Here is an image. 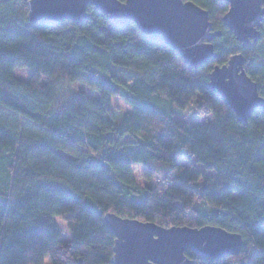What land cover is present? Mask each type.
<instances>
[{
  "label": "trees",
  "instance_id": "16d2710c",
  "mask_svg": "<svg viewBox=\"0 0 264 264\" xmlns=\"http://www.w3.org/2000/svg\"><path fill=\"white\" fill-rule=\"evenodd\" d=\"M27 1L0 0V264H111L108 213L240 235L235 257L185 252L195 264H264V110L238 123L208 87L215 66L242 54L264 98V22L242 49L221 20L227 4L184 0L221 33L215 60L188 69L134 24L114 26L93 7L82 24H32ZM18 68L30 69L28 80L14 76ZM74 83L94 95L65 97ZM195 101L208 119L184 121Z\"/></svg>",
  "mask_w": 264,
  "mask_h": 264
},
{
  "label": "water",
  "instance_id": "95a60500",
  "mask_svg": "<svg viewBox=\"0 0 264 264\" xmlns=\"http://www.w3.org/2000/svg\"><path fill=\"white\" fill-rule=\"evenodd\" d=\"M227 4L221 18L242 49H248L260 36L257 28L264 22V0H218ZM30 23L46 26L62 21L87 22L88 7L117 26L134 24L150 42L160 41L181 58L188 69L204 66L215 60L212 41L221 36L213 31L206 10L184 0H28ZM242 54L230 56L223 66L209 73L208 87L213 95L229 108L238 123H245L251 113L264 110V98L257 85L245 74ZM114 237L111 264H195L185 256L221 260L240 253L242 239L215 226L201 228H164L151 222L122 218L116 214L103 217Z\"/></svg>",
  "mask_w": 264,
  "mask_h": 264
},
{
  "label": "rangeland",
  "instance_id": "374dc122",
  "mask_svg": "<svg viewBox=\"0 0 264 264\" xmlns=\"http://www.w3.org/2000/svg\"><path fill=\"white\" fill-rule=\"evenodd\" d=\"M121 75L120 76H126L127 78L133 76L134 74L132 72H127V71H124V72H121ZM13 74L14 76L17 78V79H21V80H28L29 79V76L31 75L30 73V69H27V68H18V69H15L13 70ZM87 92L89 93L90 95H94L92 92H90L88 90V88L86 86H83L82 84H79V83H74L73 85H71L69 87V92L66 91L67 95L65 97H67L68 95L70 94H74L75 92ZM62 97L59 99L61 100ZM112 102V106L117 108L118 110H121L122 112H126V111H129V107L128 105L120 98H113L111 100ZM197 103L198 101L196 102H192L186 109H185V112L183 113V116H182V119L185 121H188L189 123L193 122L197 117L198 118H202V119H208V117L206 118V116H203L202 115V111L201 109H199V107H197ZM197 169H202L200 165L196 166ZM134 178H136V181L140 184V185H144V183L146 182V180L144 179L143 176V169L142 167H136L135 170H134ZM55 223L56 225H58L59 229H60V236H61V239L63 241H69L70 240V232L68 230V227L67 225L65 224V221L58 217L56 218L55 220ZM48 261V260H47Z\"/></svg>",
  "mask_w": 264,
  "mask_h": 264
}]
</instances>
